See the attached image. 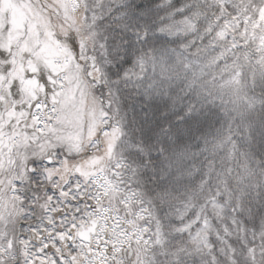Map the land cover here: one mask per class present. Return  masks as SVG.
<instances>
[{"label": "trees", "instance_id": "obj_1", "mask_svg": "<svg viewBox=\"0 0 264 264\" xmlns=\"http://www.w3.org/2000/svg\"><path fill=\"white\" fill-rule=\"evenodd\" d=\"M6 1L22 20L0 17V58L6 63L15 52L33 49L48 78L54 115L38 144L65 159L66 175L100 169L106 155L121 164V181L137 194L151 232L144 264H264V54L237 29L229 31L235 43L229 44L230 33L219 36L227 26L256 22L264 0H116L102 8L95 0H78L76 8L70 0ZM94 9L95 17H104L95 28ZM104 35L121 45V55L106 61L99 48L94 51L95 87L86 77L87 55ZM215 45L232 50L214 64ZM231 73L235 92L224 87ZM100 96L113 101L116 127L114 137L104 139L110 147L89 156ZM75 109L81 119L73 118ZM35 182L32 176L28 184ZM207 199L227 209L228 233L217 228L228 243L213 233L212 256L197 251L193 229L180 232ZM188 203L193 209L183 219Z\"/></svg>", "mask_w": 264, "mask_h": 264}, {"label": "flooded vegetation", "instance_id": "obj_2", "mask_svg": "<svg viewBox=\"0 0 264 264\" xmlns=\"http://www.w3.org/2000/svg\"><path fill=\"white\" fill-rule=\"evenodd\" d=\"M5 3V0H0L1 18H7L5 10L9 12ZM13 20L17 21L15 14ZM11 57L6 63V59L0 58L1 226L5 230L12 222L18 221L15 243L18 245L19 241L29 237V245L22 244V248L29 247L40 255L53 253L55 262L67 258L72 264H81L83 260L78 252V243L90 257L93 250L100 252L103 247V252L109 256L106 260L108 264H140L143 255L138 243L131 240L118 246L112 242L114 215H121L122 221L137 219L126 197L120 200L119 194L115 192L113 171L108 172L107 165L97 175L89 174L92 170L85 175H66L62 159H56L57 156L48 159L55 152L43 150L38 144L46 138L43 131L45 122L54 115L49 106L46 72L40 69L33 49L28 53L15 52ZM34 65L35 69H31ZM31 173L37 180L31 187L36 191L35 198L30 195V188L26 185ZM72 194L77 197H71ZM44 202L46 204L39 208ZM66 203L74 206L75 210L71 206L67 207ZM35 207L40 210L38 216L28 222ZM61 217L64 218L63 223L59 221ZM93 221H97L96 229L89 238L85 236L86 227ZM135 226L134 223L132 227ZM126 229L129 230V227ZM82 232L85 235L81 237ZM65 235L70 236L69 239ZM88 238L90 245L82 243ZM71 247L75 255L67 254V249L71 250Z\"/></svg>", "mask_w": 264, "mask_h": 264}, {"label": "rangeland", "instance_id": "obj_3", "mask_svg": "<svg viewBox=\"0 0 264 264\" xmlns=\"http://www.w3.org/2000/svg\"><path fill=\"white\" fill-rule=\"evenodd\" d=\"M73 7L77 6V1L76 0H70ZM102 2L105 3H114L115 0H95V7H98ZM185 28L188 30V32L190 34H193L194 32V27L190 22L186 23ZM236 29L238 30L237 33L239 34L240 37H245L246 39H251L253 40V42L255 43V49L258 53L264 54V11L261 12L259 14V17L257 19L256 22H252V23H247L245 24L243 27H238V26H227L224 29H222L219 32V36L221 40H224L226 35H229V31L231 30L232 32H236ZM235 38L233 36L232 33H230V40H229V44L231 43H235ZM247 41V40H246ZM215 44L214 42H210L208 45H213ZM216 46V45H215ZM216 49L218 50V54H216L213 58H211L210 60L212 62H214V64L216 63L217 60V56L220 55L223 56L224 52H230L232 50V48L229 45H225L223 47L220 46H216ZM228 67V65H226ZM225 73V69H222L220 71V75ZM238 84L237 78H236V74L231 73L230 76L228 78L225 79L224 82V87L227 90H231L232 92L236 91V86ZM91 98H93V94H91ZM104 101V103H108V99H106V97H101L98 99V101ZM69 104V103H68ZM70 104H74V101H71ZM104 104V105H105ZM75 105V104H74ZM107 105V104H106ZM76 111V109H75ZM98 113H99V117L102 120L107 119L109 114H113L114 111V107L112 106L111 109L109 110L108 113H106V111H102V109H97ZM102 116V117H101ZM77 119L79 117H76ZM87 118V117H86ZM100 119L99 122H102V120ZM91 127V126H90ZM110 132H112V130H110ZM114 134V133H113ZM224 146L226 147V149H228V153L231 156L233 154V144L232 142L228 143V140L224 143ZM223 146V147H224ZM95 147V142L93 141L91 144V148ZM98 154V152L96 153ZM236 164L238 165V163L236 162ZM114 185L113 187L116 188L117 190H119L120 192L123 191V185H122V181H121V175L120 173L115 172L114 173V178H113V182ZM220 184H221V178H220ZM33 192V191H31ZM123 192H126L125 194L127 195L126 198L127 199H136V194H134L133 191L128 192V190H125ZM73 198H76L77 196L75 194H72ZM193 204L188 203L185 204L181 211H180V216L184 219L190 216V211L193 209ZM77 210V208H76ZM225 210L227 211V209H225V207H223L220 203L216 202V201H212L210 199H207L205 202H203L201 205H199L195 211V215L190 218L189 220H187L182 228L180 232H187L189 230L193 229V233H192V237L191 240L194 243L195 248L197 249V251L202 252V253H208L212 256L211 254V250L213 249V245L210 242V236L214 233L216 235V237H218V239H221V235H219L218 232V228L222 229L224 231V233H228V228H227V224L225 223L226 220V215H225ZM113 225H112V233H113V239L112 242L113 244H121V243H125V242H129L131 239H135V240H139L140 239V245L144 246V244L148 243L150 244V240H151V232L148 231L146 226H142V227H138L136 228H132L133 222L130 220L127 221H122L121 215H114L113 216ZM145 217V215L143 214L142 210L140 211V214L138 215L137 218H139V220H143ZM61 221H63L61 219ZM52 222V221H50ZM123 224V226H122ZM126 227H129V230H125ZM218 227V228H217ZM134 229V230H133ZM4 228L2 226H0V232L3 233ZM157 232V231H156ZM156 239L159 240V235H156ZM13 241V245L12 246H7L8 241ZM157 240V241H158ZM221 241L223 242H227V240L225 239H221ZM24 243L28 244V238L26 240H23ZM46 243V242H45ZM52 243V242H50ZM53 244V243H52ZM17 245V243H16ZM77 247H78V252L80 254V257L82 256V258L84 259L82 264H94L97 259L99 261L100 260V255L102 257L103 260H106L108 257L107 255L102 251L101 253H97L100 254L97 257H92L91 259H87L85 254L82 252V246L81 244L76 243ZM21 246H23L22 244H18L17 245V252L19 254V260L17 261V263H15V242H14V237L12 236H2L0 235V259H2L4 262L0 263V264H31L33 258H37L38 260H41L40 263H35V264H56V262L53 259V253L51 254H46L45 257H37L33 251L29 252H24V248H22ZM5 249H8L5 250ZM73 249V248H72ZM103 250V247L101 248ZM25 250H27L25 248ZM143 251V255L145 256V252L144 249L142 248ZM26 255L25 259H22V257ZM52 255V257H51ZM50 258V259H49ZM145 261L142 260V264H144ZM65 264H69V262L65 261ZM136 264V263H134Z\"/></svg>", "mask_w": 264, "mask_h": 264}, {"label": "snow or ice", "instance_id": "obj_4", "mask_svg": "<svg viewBox=\"0 0 264 264\" xmlns=\"http://www.w3.org/2000/svg\"><path fill=\"white\" fill-rule=\"evenodd\" d=\"M99 7L102 8L103 7V4L101 3L99 5ZM136 7H140V6L137 5ZM93 16H94V18L96 20V24H93V28H95L97 26V24L99 23V21L100 20H103L104 17H102V16L101 17H95V9L93 10ZM87 18L88 17L86 16V19ZM142 38L145 39V40L148 38V29L147 28H145ZM120 47H121V45L120 44H117V42L114 39L110 41L109 38H108V36L107 35H104L100 39V42L98 44L94 45L93 51H95L97 48H99L101 50V53L104 56L105 60L108 61L111 55H116L118 57L121 55L120 54ZM124 47H125V49H127V47H128V45H127L126 42L124 44ZM121 59L123 60V63H125V64H131V63H133L131 60L123 59V57H121ZM125 78L127 79L128 77L125 76ZM114 83H119V79H117L116 81H114ZM109 94H110V92H109ZM112 104H113V101L112 100H109L108 101V107L105 109L106 113L109 112V110L112 107ZM102 105H103V100H102ZM116 111L118 113L119 112V108H117ZM165 114H167V113H165ZM188 115L190 116L191 115V112H189ZM178 120L183 121L184 120V117L183 116H179L178 117ZM107 127L108 126L106 125V129H107ZM161 151H162V149H161Z\"/></svg>", "mask_w": 264, "mask_h": 264}]
</instances>
